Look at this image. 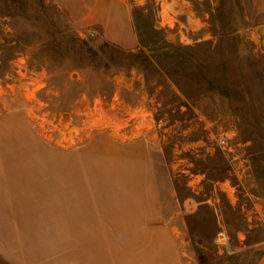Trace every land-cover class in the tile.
<instances>
[{"label": "rangeland", "instance_id": "rangeland-1", "mask_svg": "<svg viewBox=\"0 0 264 264\" xmlns=\"http://www.w3.org/2000/svg\"><path fill=\"white\" fill-rule=\"evenodd\" d=\"M126 25L133 47L117 40ZM0 115L34 155L98 132L146 138L169 171L182 264L264 251L263 1L0 0Z\"/></svg>", "mask_w": 264, "mask_h": 264}, {"label": "crops", "instance_id": "crops-1", "mask_svg": "<svg viewBox=\"0 0 264 264\" xmlns=\"http://www.w3.org/2000/svg\"><path fill=\"white\" fill-rule=\"evenodd\" d=\"M116 36L136 45L127 25ZM2 117L0 264L183 263L169 223V171L146 138L98 132L71 151L41 146L34 155Z\"/></svg>", "mask_w": 264, "mask_h": 264}, {"label": "built area", "instance_id": "built-area-1", "mask_svg": "<svg viewBox=\"0 0 264 264\" xmlns=\"http://www.w3.org/2000/svg\"><path fill=\"white\" fill-rule=\"evenodd\" d=\"M214 138L220 147L227 148L232 153L234 152L230 144V138L226 132L217 133ZM214 242L219 252H230V236L224 228L216 233Z\"/></svg>", "mask_w": 264, "mask_h": 264}, {"label": "water", "instance_id": "water-1", "mask_svg": "<svg viewBox=\"0 0 264 264\" xmlns=\"http://www.w3.org/2000/svg\"><path fill=\"white\" fill-rule=\"evenodd\" d=\"M64 116H65V117H68V113H67V112H65V113H64Z\"/></svg>", "mask_w": 264, "mask_h": 264}]
</instances>
